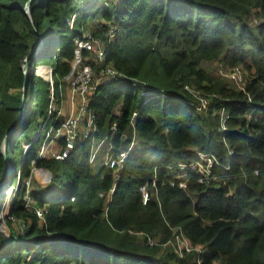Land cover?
<instances>
[{
    "label": "trees",
    "instance_id": "trees-1",
    "mask_svg": "<svg viewBox=\"0 0 264 264\" xmlns=\"http://www.w3.org/2000/svg\"><path fill=\"white\" fill-rule=\"evenodd\" d=\"M28 1L0 0V183L18 168L23 181L35 166L51 185L29 190L28 207L19 181L0 217V264H264V0H30L26 14ZM86 30L105 42L101 61L82 51L96 78L108 66L118 72L90 98L96 135L115 123L121 151L135 131L110 198L113 172L89 163L86 141L64 159L38 156L36 129L51 125L49 82L23 73L26 59L48 64L57 88ZM213 62L241 66L244 82L215 77L205 68ZM186 86L209 98L205 110ZM23 141L30 147L16 161ZM197 151L218 163L181 184L176 163ZM153 175L156 197L143 204L140 187ZM174 232L191 252L168 246Z\"/></svg>",
    "mask_w": 264,
    "mask_h": 264
},
{
    "label": "built area",
    "instance_id": "built-area-1",
    "mask_svg": "<svg viewBox=\"0 0 264 264\" xmlns=\"http://www.w3.org/2000/svg\"><path fill=\"white\" fill-rule=\"evenodd\" d=\"M77 15V12H74L70 18L68 19V24L71 27L72 23L75 19V16ZM115 34V29L113 27H109L107 32L108 39H111ZM77 52L76 56L72 62V71L68 73L65 78H67L70 86L72 87L71 91V97H79L81 100V106L78 113L82 116L83 120L86 121L87 124V130L84 132H78V134H75L73 131L75 122L78 119V115L74 114L76 112V109H74L73 100H71V113H69L68 118L61 122L60 124L58 121L53 122L54 117H59L60 110L57 108V105H53V100L55 93L51 92V95H49V101H48V120L50 121L52 128L51 133L49 134L48 131L46 132V137H51L54 140H61V149L58 151L57 154H51V157L55 159H64L68 157L71 152L76 147V144L78 142H87L88 143V161L92 165H96V163L99 161L101 166H104L106 168H110L113 172L114 177V183L113 186L110 188L109 191V198L114 192V187L116 184V181L119 179L122 170L124 169V163L125 160L131 150L134 148V142H135V131L132 132V139L129 140L128 144L126 145V148L121 151H114L113 148V142L112 138L115 135L117 131V126L114 123L111 127L110 133L107 136L98 137L96 135L97 133V127L94 123V116L89 110V102L90 98L93 94H95L99 88V83L106 84L111 79L117 77L118 72L113 69L112 67L108 66L104 70H102V74L99 78H96L94 73L92 72V69L90 65L84 61L82 58V51H88L91 54V59L101 61L105 57L106 54V48H105V42L101 38H95L90 33H85L82 37H78L74 40ZM89 59V58H86ZM76 68V70H74ZM221 67V64H220ZM240 68V69H239ZM50 70H52L49 67ZM49 73V72H48ZM46 74V79L49 82V86L52 85V77L49 74ZM229 77L240 78L241 76H244L243 70L240 66H235V68L231 69L228 74ZM237 76V77H236ZM63 77V78H64ZM238 81L243 83V79H238ZM132 86L136 87H142L143 84L139 81L132 82ZM49 88V87H48ZM186 89L193 95L194 98L198 101V109L199 110H205L208 105L210 104L209 98L200 95L198 92L192 91L190 88L186 86ZM52 90V87H51ZM56 99V96H55ZM136 112H133L130 121H135ZM223 116V115H222ZM57 125V126H53ZM80 140L79 141V139ZM124 137V135L122 136ZM58 142V141H57ZM46 142L43 141L41 143V146L39 147V157L45 158L47 146L45 145ZM30 147V143L25 142L24 144V152ZM103 148L104 154L102 157V161H100L99 153L102 152ZM38 154V153H37ZM197 159L190 161V162H178L176 163V169H177V180L182 184L186 183L188 180V174L190 172H193L195 174H199L201 177L208 178L211 172V167L218 163L216 157L211 153H205L202 151H197ZM44 169V168H40ZM38 170V169H37ZM20 175V172L18 171V176ZM26 180V179H25ZM20 181V178H18V183ZM27 185V181L25 182ZM18 186H16L12 193L14 194L17 191ZM152 189V190H151ZM140 194L142 198V203L145 204L150 199L151 196L156 197L157 194V188H156V175H153L148 181H146L142 186L140 187ZM25 206L30 207L33 204V198L29 194V190L26 191L24 196ZM9 202V200H8ZM32 207V206H31ZM35 214L37 217L42 218L43 217V211L39 208H35ZM107 212V209L104 210V214ZM174 240L173 243L171 241V246L174 250V252L179 256L182 257L185 253L191 252L193 250L192 245L182 237L180 233L174 232ZM164 245L167 246L165 243ZM197 264H200V261H197Z\"/></svg>",
    "mask_w": 264,
    "mask_h": 264
},
{
    "label": "rangeland",
    "instance_id": "rangeland-1",
    "mask_svg": "<svg viewBox=\"0 0 264 264\" xmlns=\"http://www.w3.org/2000/svg\"><path fill=\"white\" fill-rule=\"evenodd\" d=\"M85 32L87 33L88 30H86ZM220 64H221V67H220ZM24 65H25V63L23 64V66ZM49 67L51 68L50 65L42 64V63L36 67L28 65V67L26 69V76L37 74V75L41 76L43 79L47 80L46 79L47 75H44V71H45V68H47V71L49 72V73L48 72L47 73L50 75L51 72H50ZM76 68L77 67H75L74 70H76ZM205 68L209 72H211L215 77L221 78L227 82L229 81L234 85L240 84L238 79H243V81H244L245 72H244L242 67L241 68L243 70L244 76L243 77L241 76L240 78H238L236 76L237 80H236V78L229 77L228 75H225V74H228L232 68L234 69L235 66L230 67V66H226V65L222 64L221 62H213V63L206 64ZM72 69L73 68L71 65L70 72L72 71ZM52 72H53V70H52ZM51 77H52V85L49 86V88H48V96H47L48 101H49V95H51V92L55 93L56 99L54 96L53 97L54 100L52 101L53 102L52 107L54 108V105H57V108H59V110H60L59 117H54L53 122L58 121V123L60 124L61 122L65 121L68 118L69 113H71V100H73L74 109H76V112H74V114L78 115V119L75 122L73 131L75 132V134H78V132L79 133L84 132L85 130H87V124H86V121L83 120L80 113H78V111L80 110V106H81L80 98L79 97H74V98L71 97L72 87L70 86L67 78L64 77V78L58 80V83H57L58 85L56 88V86L54 84V80H53L54 79L53 75ZM51 87H52V90H51ZM56 93H57V95H56ZM117 112H118V108H117ZM47 113H48V110H47ZM47 117H48V114H47ZM51 128H52V126H49L45 131V125L43 123L42 127L40 129L39 128L36 129L37 132L42 136L41 143L43 141L46 142V144H45L47 146V151H46V155H45L46 158H48V157L50 158L51 154H57L58 151L61 149V144L59 142L52 139L50 136L46 137V132L48 131V133L50 134ZM80 140H82L81 137H80L79 141ZM61 141H62V139H61ZM25 142L26 141L22 142V144H21L22 148H24ZM40 146H41V144H40ZM21 147H16L14 149L13 153H14V159H16V161L18 159H20L22 154L24 153V149H22V151H21ZM39 147L37 150L38 155H39V151H40ZM101 149H102V152L99 153L100 161H102V157H103V154L105 151L103 148H101ZM20 151H21V154H20ZM99 163L100 162L98 161L95 166H97V165L99 166ZM94 170H96V168ZM9 171H10V173L13 172V166L9 168ZM18 171H20L19 168L16 169V171H15V176H16L15 180L10 179V181H8V179H7L8 185L4 186L5 188H3V191L0 195L1 211H3L5 206L8 207V205L10 204V200L13 196L12 191L20 183V182L18 183V178H20V175L18 176ZM20 181L23 184H25L26 190H31V189H37L39 191L40 190H48V189H50V185H51L50 184L51 174H50V172H47L46 169H40V168H37L35 166H32L31 172H30V175L28 176V178H26V180L23 179V181L21 179ZM26 181H27V185L25 183ZM8 200H9V204H8ZM6 202H7V205H6ZM1 211H0V213H1L0 216H2ZM6 212H7V209H6ZM1 229H2V231L7 232V227L5 226V224L2 225Z\"/></svg>",
    "mask_w": 264,
    "mask_h": 264
},
{
    "label": "water",
    "instance_id": "water-1",
    "mask_svg": "<svg viewBox=\"0 0 264 264\" xmlns=\"http://www.w3.org/2000/svg\"><path fill=\"white\" fill-rule=\"evenodd\" d=\"M29 2H30V0L27 2L26 6H25V13H26V14H28V6H29ZM24 63H25V65L23 66V73H24V76L27 77V76H26V69H27V67H28V65H29L28 62H27V59L25 60ZM50 72H51L50 75L52 76V75H53L52 70H50ZM26 94H27V84H26V82H24V87H23V100L25 99ZM7 138H8V134H7V136L5 137L4 144H6ZM4 156H5V153H4ZM6 162H7V164L9 165L8 161H6ZM46 171L49 172L47 169H46ZM5 184H6V179H4V180L0 183V195H1L2 191H3V188H4ZM6 209H7V212H4V210H3V212L1 211V212H2V215H7V214L9 213L10 205H8V207H7ZM0 217H1V216H0Z\"/></svg>",
    "mask_w": 264,
    "mask_h": 264
}]
</instances>
